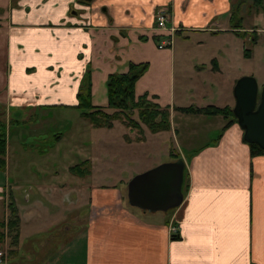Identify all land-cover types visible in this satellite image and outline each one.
<instances>
[{"label": "crops", "instance_id": "0c3cea01", "mask_svg": "<svg viewBox=\"0 0 264 264\" xmlns=\"http://www.w3.org/2000/svg\"><path fill=\"white\" fill-rule=\"evenodd\" d=\"M245 2L5 0L3 7L0 2V120L7 134L0 226L6 227L10 202L19 217V239L8 264H264V156H251L237 123L224 128L221 116L207 119L176 110L188 107L184 103L234 107L236 79L230 65L246 69L253 58L251 50L249 58L243 54L249 34L256 30L257 39L264 37V14L257 12L249 24ZM167 10L166 29H156L157 14ZM259 18L262 27L257 28ZM171 28L177 31L172 46L160 49ZM185 32L198 38L188 48L175 38ZM130 64L146 65L135 96L169 108V131L152 134L142 126L138 134L119 121L111 129H94L80 116L81 138L88 142V134L99 135L92 130L108 133L127 158L95 140L91 150L86 142L80 146L84 152L73 159L72 148H61L67 133L53 136L55 147L44 154L26 146L25 124L33 125V139L52 142L40 131L45 121L40 127L39 119L57 106L76 109L84 78H89L91 105L111 113L106 82L110 75L126 73ZM252 74L262 83L264 64L257 63ZM191 124L209 129L198 148L190 143ZM110 155L117 159L109 161ZM162 155L167 162L185 163L183 204L157 213L128 209V182L161 164ZM85 161L89 175H73L70 169ZM20 185L32 191L24 195L29 206L14 200L11 188ZM60 225L46 247L25 243ZM170 225L177 227L176 235H170ZM6 245L1 241L0 250H11L8 240Z\"/></svg>", "mask_w": 264, "mask_h": 264}, {"label": "trees", "instance_id": "16d2710c", "mask_svg": "<svg viewBox=\"0 0 264 264\" xmlns=\"http://www.w3.org/2000/svg\"><path fill=\"white\" fill-rule=\"evenodd\" d=\"M263 0H255L256 3H261ZM257 38L254 37L250 40L251 43H256ZM245 58L250 57V51L248 49L243 52ZM146 70L145 64L134 65L130 64L129 69L124 74H114L108 77L106 82V94H107V109L110 112L105 111L101 107H94L91 105V94L89 87V78H84L83 84L77 93V105L76 109L81 112V117L88 121L94 129H111L115 121L121 122L127 128H134L138 132H141L139 124L142 123L150 133L155 134L159 132H166L171 129L170 124V110L165 107L162 108L151 101L147 100L146 95L136 98L135 96V84L138 79L143 75ZM87 83V84H85ZM176 110L193 115L204 116H221L227 121L224 128L230 126L233 123H237L236 118L233 115L232 107H213L207 106L204 108H177ZM133 112L137 114V120L133 119ZM60 135V134H59ZM56 135V138L59 136ZM6 124L3 120H0V170L5 168L6 157ZM59 140V139H57ZM55 142H51V147ZM248 144V143H247ZM250 148L251 156H264V152L254 144H248ZM47 151H43V154ZM89 163L83 162L81 165L74 166L70 169L73 175L87 176L90 173ZM186 171L184 170V182ZM182 187V190H183ZM7 228L9 233V247L10 253L16 247L19 239V217L18 210L14 202L7 204ZM4 225L0 226L3 230ZM3 238V232H0V242Z\"/></svg>", "mask_w": 264, "mask_h": 264}, {"label": "rangeland", "instance_id": "374dc122", "mask_svg": "<svg viewBox=\"0 0 264 264\" xmlns=\"http://www.w3.org/2000/svg\"><path fill=\"white\" fill-rule=\"evenodd\" d=\"M1 1L3 2L1 4V7H3L5 5V0H0V2ZM245 3L247 6V10H248L247 14L249 15L248 19H247L249 24L252 23V17L256 16L257 12H258L259 16L264 14V0L261 1V3L260 2L256 3L255 0H246ZM14 5H15V2L13 4V6ZM256 27L257 28L262 27V21H260V18L257 19V21H256ZM249 30H251V28H249ZM260 34L262 36L264 35V25L261 29ZM175 38L179 39L178 41H181V43L184 42V45L187 48L189 47L188 45L191 44V42H195L198 39L195 36H189V33H187V32L181 33L180 35H177V37H175ZM250 40H251V34H249V39H248V42L246 43V45H247V48L249 49V51L250 50L253 51V58L247 62L246 69H244L240 64L237 65L236 62H233L234 65H230V66L233 69H235V71H233V73H234L233 78L236 79V81L239 80L241 77H244V76H252L256 79V81L258 83V87H259L261 84L259 81V78L257 75H254L252 73L254 71V66L257 63L262 62L264 64V37L258 38V41L256 42V44L251 43ZM175 48L178 49L177 44L174 46V49ZM193 52L195 54H197V52L195 50H193ZM248 73L251 75H246ZM195 93H197V91H195ZM212 93H213V97L216 94V97H215L216 101L215 102H217L218 101L217 97L219 95V91H217V90L215 92L212 91ZM209 97L211 98L210 94H209ZM210 98H209V100H211ZM60 104L66 105L67 103H55V105H60ZM184 104L188 107H195L196 108V106H204L202 104H205V103H184ZM209 104H213V103H209ZM220 104H224V103H220ZM188 107H186V108H188ZM133 113L134 114H133L132 118L137 120V118H138L137 114L135 112H133ZM80 116H81V112L79 110L75 109L74 107L57 106V108H55L54 110H51L48 113V116L39 119V121H40L39 126L40 127L42 126L41 122L45 121L43 123V124H45L44 130H40V131H42V132L46 131V133H49V134H47L48 135L47 139L51 138V140L53 141V136H55L57 134L58 135L59 134L66 135V133H67L66 142L64 145L61 146V148L63 149V147H65V146H66V149H68V147L72 148L73 159H77V157H79L78 155L81 154L82 152H84V148H82L83 150L78 149V148L80 146L82 147V145H84L86 142L83 138L80 137V135H79L80 133L78 132V129H76V124L79 121ZM191 119H194V118H191ZM207 119H211V117H209V118L207 117ZM82 121H85V120H82ZM85 122L89 126L88 121H85ZM139 126H140L139 128H141L144 125L142 123H140ZM190 127H191V131H192V136H191L192 139L190 140V143L192 146H194L193 148H198L199 146H201L203 144V142H205V139L207 138V133H208L209 129L204 128V126L202 124H200V125L191 124ZM32 128H33V125H30V124H29V126H28V124H25L23 127H21V130L23 132L25 131L26 133H28L27 135H29L28 138H25L26 146H34L35 148H41V149H43V151H47V152L55 147L54 145L51 147V143L47 140L45 141V139H43V138L33 139L32 136L30 135V129H32ZM89 129H91V128H89ZM120 129H121V131H125L126 133H128V130H126V129L124 130L123 128H120ZM131 129L136 130L134 128H131ZM143 129H146V131L149 133V131L147 130V128L145 126L143 127ZM91 132L99 134V135L94 136V137H91L90 134L87 135V138H88L87 139L88 142H86L87 143L86 144L87 150H91L90 143L97 140V141H101V142L105 143L106 146H109V149L117 148L120 151H122L120 154L121 159L127 158V151L123 150V147L120 146V143L117 141V138L112 137V139L108 140V137H110L109 136L110 134H108V133H102V132L93 131V130ZM116 132L119 133V130H116ZM128 134H130V133H128ZM128 134L126 136H130ZM138 134H141V132H138ZM70 138H71V140H70ZM123 139H124V137H123ZM9 142H10V151H11V153H13L15 146H14L13 142L12 143H11V141H9ZM75 149H76V151H75ZM183 152H185V154H186V151L183 150ZM113 156L114 155L108 156L107 157L108 160L110 161L112 159V161H113V158H114ZM114 159H117V158H114ZM160 160L162 163H165L169 159L165 155H162V157H160ZM107 169H110V168L107 167ZM103 174H105V173H103ZM10 175L12 178V176H13L12 173H10ZM105 179H108V178H105ZM15 184H16V182H14V186H15ZM103 184L109 185L110 182L104 181ZM11 189H12L13 197H14L16 204H18L20 206H29L25 202V199H24L25 196L24 195H25V191L27 194H31L32 193L31 190L27 189V187L25 189L21 188V185H20V187H17V188L13 187ZM124 192H125V190H122L123 194H124ZM7 199H8V202L11 201L10 197H7ZM126 205H127V203H126ZM128 209H130V206H128ZM131 209L135 210L136 208L134 209L131 207ZM72 215H73V213H72ZM60 227H61V225L59 227H55L53 229H50L49 231H45L44 233H42L40 235H33L25 243L28 245L42 244L44 247H46V245H47L46 241L51 239L53 236V233L56 231L55 229H58ZM2 232H3L2 241L5 240L4 238L6 237V239L9 242L10 237H9L7 226L3 227ZM51 249H52V247L49 246V248L46 251H44V252L39 251L37 254L41 255L42 253L48 252ZM9 256H10V250L7 249V260H9Z\"/></svg>", "mask_w": 264, "mask_h": 264}, {"label": "water", "instance_id": "95a60500", "mask_svg": "<svg viewBox=\"0 0 264 264\" xmlns=\"http://www.w3.org/2000/svg\"><path fill=\"white\" fill-rule=\"evenodd\" d=\"M233 96L232 112L243 131V140L264 152V85L259 92L254 77H241L235 83ZM184 170V161L176 160L135 175L127 184L128 205L149 213L180 208L184 201Z\"/></svg>", "mask_w": 264, "mask_h": 264}, {"label": "built area", "instance_id": "2783aa9c", "mask_svg": "<svg viewBox=\"0 0 264 264\" xmlns=\"http://www.w3.org/2000/svg\"><path fill=\"white\" fill-rule=\"evenodd\" d=\"M166 22H167V13L161 11L157 14V23H156V29H166ZM176 32L175 28H171V35L169 36V38L162 43V45L159 46L160 49H162L163 47H171L173 44V36L174 33ZM5 225H7V222H5ZM169 233L170 235H176L177 234V227L174 225H170L169 226ZM6 238H5V247L6 245ZM0 264H8V260H7V250L6 249H2L0 250Z\"/></svg>", "mask_w": 264, "mask_h": 264}, {"label": "flooded vegetation", "instance_id": "af4514ba", "mask_svg": "<svg viewBox=\"0 0 264 264\" xmlns=\"http://www.w3.org/2000/svg\"><path fill=\"white\" fill-rule=\"evenodd\" d=\"M169 14V10H167V15ZM177 32V31H176ZM175 32V33H176ZM174 33V34H175ZM255 33H256V30H252L251 31V39L252 38H254V37H256L257 38V36L255 35ZM254 34V35H253ZM258 41V39L256 40V42ZM256 44V43H255ZM263 85H264V81L260 84V86H259V92L261 91V88L263 87Z\"/></svg>", "mask_w": 264, "mask_h": 264}]
</instances>
